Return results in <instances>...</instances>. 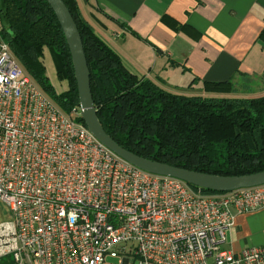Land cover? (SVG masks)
<instances>
[{"label": "built area", "instance_id": "1", "mask_svg": "<svg viewBox=\"0 0 264 264\" xmlns=\"http://www.w3.org/2000/svg\"><path fill=\"white\" fill-rule=\"evenodd\" d=\"M61 110L0 36V258L13 264H264L233 252L236 213L264 208V183L204 192L118 157Z\"/></svg>", "mask_w": 264, "mask_h": 264}, {"label": "trees", "instance_id": "2", "mask_svg": "<svg viewBox=\"0 0 264 264\" xmlns=\"http://www.w3.org/2000/svg\"><path fill=\"white\" fill-rule=\"evenodd\" d=\"M63 2L82 40L98 119L116 143L145 158L207 174L264 170V93L231 96L230 79L202 80L200 92L164 89L124 64L82 13L78 0ZM161 21L191 38L200 35L167 15ZM0 36L24 72L61 110L69 113L78 104L69 48L46 0H0ZM257 39L264 43V25ZM45 49L57 79L66 82L63 91L55 89L46 73ZM196 82L194 78L187 89ZM75 119L84 123L79 116ZM0 264H13L11 254L1 257Z\"/></svg>", "mask_w": 264, "mask_h": 264}, {"label": "crops", "instance_id": "3", "mask_svg": "<svg viewBox=\"0 0 264 264\" xmlns=\"http://www.w3.org/2000/svg\"><path fill=\"white\" fill-rule=\"evenodd\" d=\"M78 2L99 36L139 77L173 92H198L202 80L230 79L236 95L264 93V43L257 39L264 25V0ZM162 15L191 25L199 37L175 31L161 21ZM44 53L47 74L53 76L50 53ZM194 78L197 82L187 89ZM65 89L66 84L61 91ZM227 239L233 252L264 246V208L234 214Z\"/></svg>", "mask_w": 264, "mask_h": 264}, {"label": "water", "instance_id": "4", "mask_svg": "<svg viewBox=\"0 0 264 264\" xmlns=\"http://www.w3.org/2000/svg\"><path fill=\"white\" fill-rule=\"evenodd\" d=\"M52 8L69 48L76 81L79 117L88 131L105 147L128 163L152 174L180 179L194 188L231 191L264 183V170L238 176H221L172 166L140 156L116 143L101 125L92 99L89 70L77 25L63 0H46Z\"/></svg>", "mask_w": 264, "mask_h": 264}, {"label": "rangeland", "instance_id": "5", "mask_svg": "<svg viewBox=\"0 0 264 264\" xmlns=\"http://www.w3.org/2000/svg\"><path fill=\"white\" fill-rule=\"evenodd\" d=\"M50 56L48 55V58H49ZM44 58H45V53H44ZM52 63V62H51ZM52 66H51V69H52V71H53V76L49 73V75H48V77L50 78V81H51V83H53V85L56 87V90L57 91H61L64 87H65V84H66V82L65 81H60V80H57V77H56V72H55V67H54V65H53V63L51 64ZM46 73H47V70H46ZM55 77V78H54ZM60 84H58V83ZM171 83V84H170ZM169 86H172V82H169V84H168ZM198 92H200V91H198ZM238 92V91H237ZM237 93H236V90H234L233 91V93L231 94V96H234V95H236ZM8 217H9V211H8V209L2 204V203H0V222L1 221H3V220H6V219H8ZM4 258L6 257V256H3Z\"/></svg>", "mask_w": 264, "mask_h": 264}]
</instances>
